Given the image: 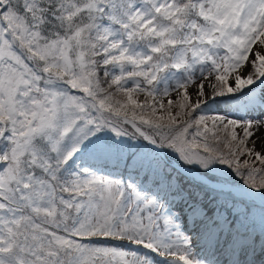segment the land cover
Instances as JSON below:
<instances>
[{"label": "snow or ice", "instance_id": "obj_1", "mask_svg": "<svg viewBox=\"0 0 264 264\" xmlns=\"http://www.w3.org/2000/svg\"><path fill=\"white\" fill-rule=\"evenodd\" d=\"M0 264H264V0H0Z\"/></svg>", "mask_w": 264, "mask_h": 264}]
</instances>
